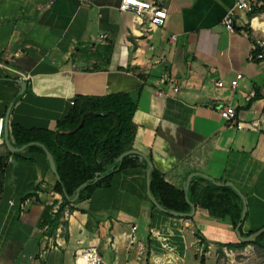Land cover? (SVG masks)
Listing matches in <instances>:
<instances>
[{"label":"crops","instance_id":"obj_1","mask_svg":"<svg viewBox=\"0 0 264 264\" xmlns=\"http://www.w3.org/2000/svg\"><path fill=\"white\" fill-rule=\"evenodd\" d=\"M146 1L167 9L163 26L121 12V0H0V264H76L89 246L109 264H264V63L250 24L264 21V3L239 11L229 31L235 0ZM121 92L138 103L133 149L184 190L191 210L158 209L148 167L116 169L52 236L45 222L62 196L27 134L61 131L78 96ZM227 105L234 122L220 114ZM6 123L18 150L5 143ZM225 186L243 202L236 227Z\"/></svg>","mask_w":264,"mask_h":264},{"label":"trees","instance_id":"obj_2","mask_svg":"<svg viewBox=\"0 0 264 264\" xmlns=\"http://www.w3.org/2000/svg\"><path fill=\"white\" fill-rule=\"evenodd\" d=\"M137 108V101L123 92L108 96H78L62 121L61 131L33 129L27 134L26 142H41L49 148L61 177V181L57 180L54 190L61 194L62 201L54 217L45 222L50 235H55L62 223L67 224V221L64 222L67 210H74L75 203L89 199L93 189L108 182L114 174L112 170L115 164L114 170L117 171L140 165L148 167L145 160L138 162V157L131 154L124 156L121 163H117V159L124 152L133 149L138 127L134 120ZM31 147L46 153L41 146ZM6 154L10 155L11 152L7 149ZM3 170L0 164V174ZM100 176L104 177L92 183ZM85 182L89 184L80 190L78 198L74 202L70 200L67 195L73 198L77 188ZM221 189L226 193V206L236 227L243 210L242 199L228 186ZM151 192L165 209L182 213L191 210L184 190L167 182L154 167L151 170ZM245 244L246 242H240L241 246ZM224 245L234 246L231 243L221 246Z\"/></svg>","mask_w":264,"mask_h":264},{"label":"built area","instance_id":"obj_3","mask_svg":"<svg viewBox=\"0 0 264 264\" xmlns=\"http://www.w3.org/2000/svg\"><path fill=\"white\" fill-rule=\"evenodd\" d=\"M264 3V0H235L234 5L226 12L223 23L229 31L234 30L235 18L239 11L254 14L256 3ZM121 12L133 14L137 19L141 20L145 15L150 19V23L155 26H163L166 22L168 12L165 7L158 6L153 2L146 0H121L119 5ZM251 27L255 32L254 39V55L253 58L264 63V21L258 15H253L250 21ZM104 37V35H101ZM242 74H238L237 78L231 81V86L235 88L238 85V79L242 78ZM224 82L217 83L218 86H223ZM220 114L229 122H234L237 118L236 109L231 106H221ZM4 118H0V134L3 131ZM238 128H243L244 123H237ZM133 226V230H136ZM158 234V232H156ZM76 264H109L106 263L104 257L99 252L97 246H89L77 252L75 257ZM124 264H136L131 261H126Z\"/></svg>","mask_w":264,"mask_h":264},{"label":"water","instance_id":"obj_4","mask_svg":"<svg viewBox=\"0 0 264 264\" xmlns=\"http://www.w3.org/2000/svg\"><path fill=\"white\" fill-rule=\"evenodd\" d=\"M5 143L7 144L8 148H9L10 150H18V148L13 147V145L11 144V142H10V140H9V136H8V124H7V123H6V125H5ZM32 144H37V145L41 146V147L45 150L46 155H47V158H48V160H49V162H50V166H51L52 171L55 173V175H56V177H57V180H58V181H61V177H60V175H59V173H58V170H57V167H56V163H55L54 157H53L51 151L49 150V148H47V147H46L43 143H41V142H32ZM129 154H139V155L143 156V157L147 160V162H148V182H149V186H150V185H151V177H150V174H151V170H152V167H153V163H152V162L146 157L145 154H143V153H141V152H138V151L135 150V149L128 150V151L124 152V153H123V154L117 159V163H121L122 160H123V157L126 156V155H129ZM115 166H116V164L113 166V170H112V172L114 171ZM110 173H111V172H110ZM110 173H108V174H110ZM108 174H106V175H108ZM103 177H104V176H100V177L95 178V179L93 180L92 183L97 182L98 180H100V179L103 178ZM88 184H89V182H85V183L81 184V185L77 188V190H76V195H75L73 198H71L69 195H67V197H68L70 200H73V201L76 200V199L78 198V196H79L80 190H81L82 188L86 187ZM149 196H150V199H151V201L153 202V204H154L158 209H160V210H162V211L170 212V213H172V214H176V215L181 214V215H182V213H179V212L174 211V210H172V209H165L163 206H161V205L158 203V201L155 199V197L153 196V194L151 193L150 190H149ZM244 214H245V212H243L242 218L244 217Z\"/></svg>","mask_w":264,"mask_h":264},{"label":"rangeland","instance_id":"obj_5","mask_svg":"<svg viewBox=\"0 0 264 264\" xmlns=\"http://www.w3.org/2000/svg\"><path fill=\"white\" fill-rule=\"evenodd\" d=\"M205 229H207L206 231L209 230V232L206 233L207 235H211V233L213 234L212 229H210V228H205ZM190 262H191V263H190ZM187 263H188V264H202V263H201V259H197V260H195V259H192V258H189V260H188Z\"/></svg>","mask_w":264,"mask_h":264}]
</instances>
